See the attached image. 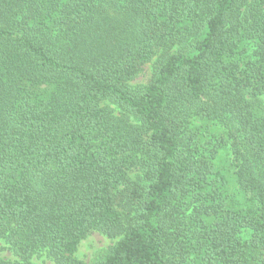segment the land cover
<instances>
[{"label": "trees", "instance_id": "trees-1", "mask_svg": "<svg viewBox=\"0 0 264 264\" xmlns=\"http://www.w3.org/2000/svg\"><path fill=\"white\" fill-rule=\"evenodd\" d=\"M95 230L89 264H264V0H0V264Z\"/></svg>", "mask_w": 264, "mask_h": 264}, {"label": "rangeland", "instance_id": "rangeland-1", "mask_svg": "<svg viewBox=\"0 0 264 264\" xmlns=\"http://www.w3.org/2000/svg\"><path fill=\"white\" fill-rule=\"evenodd\" d=\"M157 57V56H156ZM154 60L145 64L143 70L132 80L129 81L130 85L139 86L144 85L149 82L153 69L155 66ZM222 152V151H221ZM220 163L225 164L226 154L222 153ZM226 170V169H225ZM229 174V179L231 183H235V176L226 171ZM236 185V184H235ZM118 238H112L105 233L95 230L91 232L86 238H84L78 248L76 256L86 263H91L100 253L107 250L110 246L115 244ZM0 258L4 260H18L19 257L13 252L6 240H0ZM33 262L35 264H57L49 255L47 251H41L34 255Z\"/></svg>", "mask_w": 264, "mask_h": 264}]
</instances>
